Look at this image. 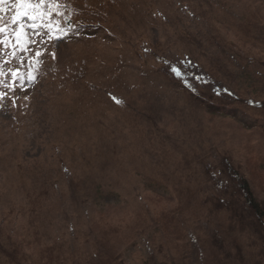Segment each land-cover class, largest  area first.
I'll list each match as a JSON object with an SVG mask.
<instances>
[{
    "label": "rangeland",
    "instance_id": "obj_1",
    "mask_svg": "<svg viewBox=\"0 0 264 264\" xmlns=\"http://www.w3.org/2000/svg\"><path fill=\"white\" fill-rule=\"evenodd\" d=\"M55 2L59 9H41L54 23L51 37L27 17L13 23L15 0L0 5V264L16 244L24 264L35 262L34 228L48 243L81 249L89 224L131 231L126 264L151 255L225 264L208 239L215 225L205 221L204 168L228 154L263 176L264 134L243 128L257 120L245 108L231 119L208 116L182 88L212 91L210 75L218 93L264 100V68L235 44L224 56L218 46L234 43L227 18L252 16L264 31V0ZM21 24L35 41L27 51L17 44ZM163 66L176 81L155 73ZM178 209L162 228L158 218Z\"/></svg>",
    "mask_w": 264,
    "mask_h": 264
},
{
    "label": "trees",
    "instance_id": "obj_2",
    "mask_svg": "<svg viewBox=\"0 0 264 264\" xmlns=\"http://www.w3.org/2000/svg\"><path fill=\"white\" fill-rule=\"evenodd\" d=\"M256 16L258 17V14ZM221 19L225 20V18ZM255 21L252 16L244 17L239 23L233 19L225 20V24L230 26L236 35L234 34L233 37L234 43L227 44L221 41L218 44L222 56L231 53L230 49L235 44L240 49V53L247 55V57L244 55H239V57L246 61L250 60L249 63L252 66L264 68V31L257 32V21ZM210 23L212 25V21ZM213 38L221 40L217 32ZM250 43L260 44L261 50L255 52L257 48H253L249 45ZM243 49H247V53ZM175 71L171 66H163V69L155 73L165 72L166 76L176 81ZM208 78L209 81L205 85L211 86L212 91L201 90L202 85H198L194 89L182 88V92L191 101H196L200 109L208 116L231 119L241 110L256 115L255 123L247 121L242 127L245 130L264 134V100H252L242 95L238 96V93L228 94L226 88L222 93H218V85L214 87L215 78L210 75ZM247 162L239 164L230 155L223 154L213 170L204 168V174L209 179L208 183L211 184L203 196V207L207 210L205 221L215 225L208 239L219 256H223L225 264H264V198H262L264 197V175L258 176V171L254 172L255 166L250 162L248 166ZM261 164L258 163V165ZM43 196H47V193L43 192ZM33 203L36 210L41 207L40 203ZM37 212L38 210H34L32 214L36 215ZM180 212L181 210L178 209L174 214L160 216L158 219L164 223L162 228H168L167 223L170 222L168 220L174 222L175 214ZM34 229L36 230L35 238L28 242L39 244L42 249H38V254L34 256L35 262L32 264H126L122 258V248L133 242L129 230L122 233L106 225L98 227L89 224L87 229L78 234V239L83 240L85 248L71 250L70 246L61 242L48 243V235L42 232L38 236L40 229ZM226 238L228 245H225ZM232 243L233 246L230 247ZM27 245L29 246V243ZM27 245L24 241L25 249ZM15 246L18 247H16L17 250L14 249L9 254L3 253L6 256V262L24 264L25 259L21 257L24 250L20 249L17 244ZM143 264L190 263L182 260L159 262L151 255Z\"/></svg>",
    "mask_w": 264,
    "mask_h": 264
},
{
    "label": "snow or ice",
    "instance_id": "obj_3",
    "mask_svg": "<svg viewBox=\"0 0 264 264\" xmlns=\"http://www.w3.org/2000/svg\"><path fill=\"white\" fill-rule=\"evenodd\" d=\"M4 3V0H0V5ZM47 4L49 11H55L59 9L60 5L55 2V0H15L14 7L17 9L16 14L12 17L13 23H17L21 17H27L32 24L30 27L32 29L47 28L48 34L51 37V33L54 30V23L51 19L45 20V17L49 14V11H42L41 9ZM3 11V8L0 7V12ZM60 14V13H57ZM55 30L63 32V29L60 28L59 24H55ZM5 29L0 27V33H3ZM37 35L39 33H36ZM17 44L20 45L21 50L27 51V45L34 43L35 41L27 37V33L24 31V25H20V31L17 32ZM23 39V42L22 41ZM36 57H40L42 53L36 51ZM38 62V61H37ZM13 77H17L18 73L13 72ZM31 78V77H29ZM4 93H0V98H4Z\"/></svg>",
    "mask_w": 264,
    "mask_h": 264
}]
</instances>
